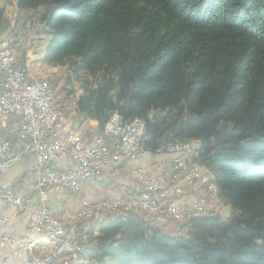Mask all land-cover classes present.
Wrapping results in <instances>:
<instances>
[{"label": "trees", "instance_id": "1", "mask_svg": "<svg viewBox=\"0 0 264 264\" xmlns=\"http://www.w3.org/2000/svg\"><path fill=\"white\" fill-rule=\"evenodd\" d=\"M47 8L45 60L100 77L76 102L100 132L113 112L143 120L146 151L199 140L229 219L171 237L134 212L90 222L92 264H264V0H17ZM0 8V37L8 30Z\"/></svg>", "mask_w": 264, "mask_h": 264}, {"label": "built area", "instance_id": "2", "mask_svg": "<svg viewBox=\"0 0 264 264\" xmlns=\"http://www.w3.org/2000/svg\"><path fill=\"white\" fill-rule=\"evenodd\" d=\"M26 61L30 60L20 63L7 39H0V126L13 130L11 138L0 141V176L20 159L33 156L35 190L40 200V208L30 213L29 235L24 239L5 234L3 226L8 224L9 218L0 217V250L11 249L16 257L26 255L23 264H73L78 254L74 242L78 220L96 221L107 213L140 210L149 226L167 232L174 223L177 235L183 236L188 232L186 225L195 215L223 218L224 206L214 200L212 181L206 179L204 165L197 160L198 153H191L194 140L192 143L183 140L167 144L160 151L181 154L173 161L172 169L175 172L185 169L183 180L186 182L200 181L213 201L211 205L203 199L183 207L180 203L183 188L179 180L155 179L147 171L133 168L132 173L144 184L139 195L86 203L71 215L67 224L62 223L47 206L53 191L79 193L85 182L92 181V176L101 177L106 167L139 155L149 138H143L137 120L125 121L119 112L110 115L102 134L90 139L68 131L66 119L56 109V93L51 82L25 73ZM58 159H71L75 167L55 169L53 164ZM0 202L12 205L16 215L27 210L24 197L1 183ZM33 238H42L50 252L37 254V248H30ZM0 264L8 263L0 260Z\"/></svg>", "mask_w": 264, "mask_h": 264}, {"label": "crops", "instance_id": "3", "mask_svg": "<svg viewBox=\"0 0 264 264\" xmlns=\"http://www.w3.org/2000/svg\"><path fill=\"white\" fill-rule=\"evenodd\" d=\"M27 70L29 71V68ZM76 114L77 107L71 113V120L65 123L68 131L76 133L82 138H90L100 132L99 123L96 120L89 119L79 122L76 119ZM12 136L13 130L11 128L5 129L0 126V141ZM180 156L181 154L177 152L145 151L134 158L124 159L106 167L97 181L85 183L79 193L53 191L47 205L57 218L67 224L70 215L82 208L86 203L136 195L142 190L143 182L132 173L133 168L145 170L155 179L168 182L179 180L183 188V193L180 196V203L183 206L192 205L203 199H206L207 203L211 205L213 201L210 199L206 187L200 181L186 182L183 180L185 169H180L177 172L172 169L173 161ZM187 162L190 166V161L187 160ZM35 166V158L28 155L17 161L7 173L0 176V183L19 192L25 197L27 203V210L16 215L12 205L0 202V217L7 216L9 218L8 224L3 226V231L16 239L28 237L30 213L40 208L39 196L35 190ZM53 167L58 170H70L75 167V163L71 159H58L54 162ZM164 234L178 237L176 224L172 223ZM33 239L40 240L41 238ZM49 252V246L42 242L37 244V254ZM26 258V255L16 257L11 249L0 250V260L8 264H23ZM79 264L81 263L79 262Z\"/></svg>", "mask_w": 264, "mask_h": 264}, {"label": "rangeland", "instance_id": "4", "mask_svg": "<svg viewBox=\"0 0 264 264\" xmlns=\"http://www.w3.org/2000/svg\"><path fill=\"white\" fill-rule=\"evenodd\" d=\"M0 8L5 11V18L9 22L8 30L0 37V39L2 38L7 39L10 47L17 54L20 63L25 62L26 59L30 60V61H26L24 66H27V69L29 68V72L32 75L36 77L38 76V77L47 78L51 82V85L56 93V109L66 119V121H70L72 118L71 113L75 110L76 102L79 99V97L83 94L85 87L94 86L98 82L100 77L94 76L86 70H80V71L77 70L79 67V60L77 58H69L61 65L50 63L45 60L44 52L47 42L49 40V35L45 30L44 24L42 23V15L46 12L47 8H41L36 11H27V10L22 11L17 6V0H0ZM76 119L79 122H81L78 119L77 114H76ZM103 132L104 131L98 132L92 137L96 135H100ZM193 145H192L193 151L191 153H197ZM145 151L146 150H142L140 153H143ZM127 159H131V158H127ZM206 176H209L214 180L213 175L210 172H208V170L206 171ZM87 182H94V181H87ZM143 188H144V184L142 190ZM142 190L138 194L126 198L129 199L135 197L139 195L142 192ZM60 191H64V190H60ZM118 199H125V198L122 197ZM214 200H217L221 205L224 206V208L227 207L220 201L218 197V189H217V196L214 197ZM183 207H187V206H183ZM124 212H129V211L125 210V211L107 213L104 216V218L113 217L117 215V213L119 214ZM131 212H134L136 214L140 213L141 215L138 214V216H141V218H143V220L148 225L143 211L132 210ZM71 215H73V213ZM201 217H203V215H201ZM198 218H200V216H198ZM92 221L95 220L76 221L74 242H75V248L79 255L80 252L82 251V243H84L85 241L84 238L85 231L87 230L89 223L90 222L92 223ZM62 223L66 224L64 221H62ZM161 232L165 233L164 231ZM41 239L40 240L30 239V241H35L36 245H34V248H37L36 247L37 244L42 242ZM78 254H77V259L73 260V264H79V262L81 264H83V262L84 264H92V262L89 259H84L82 257L78 259Z\"/></svg>", "mask_w": 264, "mask_h": 264}, {"label": "bare ground", "instance_id": "5", "mask_svg": "<svg viewBox=\"0 0 264 264\" xmlns=\"http://www.w3.org/2000/svg\"><path fill=\"white\" fill-rule=\"evenodd\" d=\"M24 72L25 73H30L28 70H27V67L26 66H24ZM31 76L32 77H34V78H42V77H36V76H34V75H32L31 74ZM112 114H114V112L112 113ZM135 120H137L138 122H139V130H140V132H142V136H143V138H149L148 137V134H147V124H146V122L145 121H143V120H139V119H135ZM185 143H192V141L191 140H186V141H184ZM193 147H194V145H193ZM193 150H192V145H191V152H192ZM196 151V150H195ZM100 178V176H92V181H97L98 179ZM206 179H211V181H212V186H213V191H214V197L215 196H217V185H216V183H215V181L213 180V178H210L209 176H206ZM198 216H200L201 217V215H195L194 216V218L195 217H197L198 218ZM196 219V218H195ZM41 241H42V239H41ZM34 245H36L35 244V241H30V248H34ZM37 247V246H36Z\"/></svg>", "mask_w": 264, "mask_h": 264}, {"label": "water", "instance_id": "6", "mask_svg": "<svg viewBox=\"0 0 264 264\" xmlns=\"http://www.w3.org/2000/svg\"><path fill=\"white\" fill-rule=\"evenodd\" d=\"M201 143L199 140L194 141V149L198 151L200 149ZM231 215V208L229 206L224 208L223 217L224 219H229Z\"/></svg>", "mask_w": 264, "mask_h": 264}]
</instances>
